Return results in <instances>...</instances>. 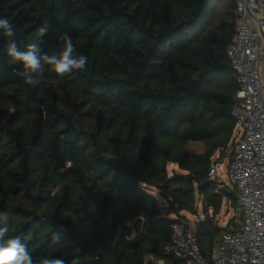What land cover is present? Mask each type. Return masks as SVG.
Returning <instances> with one entry per match:
<instances>
[{"label":"trees","instance_id":"trees-1","mask_svg":"<svg viewBox=\"0 0 264 264\" xmlns=\"http://www.w3.org/2000/svg\"><path fill=\"white\" fill-rule=\"evenodd\" d=\"M0 18L15 33L0 30V246L18 236L34 261L173 264V215L198 214L200 200L195 235L210 259L232 220L215 216L237 205L236 187L217 192L210 175L237 131L227 56L237 0H0ZM65 33L86 70L61 77L46 67L26 83L8 43L25 50L39 40L52 55ZM168 194L178 207L164 203Z\"/></svg>","mask_w":264,"mask_h":264},{"label":"built area","instance_id":"built-area-1","mask_svg":"<svg viewBox=\"0 0 264 264\" xmlns=\"http://www.w3.org/2000/svg\"><path fill=\"white\" fill-rule=\"evenodd\" d=\"M227 56L239 89L233 107L237 120L228 177L238 191L237 205L228 229L216 240L207 259L190 219L180 211L173 215L171 238L165 252L178 259L173 264H264V0H237L235 33ZM210 175L223 182L215 163ZM164 203L178 207L168 194ZM143 264H168L145 255Z\"/></svg>","mask_w":264,"mask_h":264},{"label":"clouds","instance_id":"clouds-1","mask_svg":"<svg viewBox=\"0 0 264 264\" xmlns=\"http://www.w3.org/2000/svg\"><path fill=\"white\" fill-rule=\"evenodd\" d=\"M0 30L3 34L14 36V25L8 18H0ZM48 26H41L37 32L43 37L48 32ZM59 50L57 53L49 55L42 53L39 40L30 43L25 50H21L14 41L7 45V55L12 64L22 66L23 75L26 83L35 84L38 82L34 75L39 77L43 74L46 67L63 77L65 74L72 73L74 70L84 71L88 63L86 55L77 52L73 39L67 33L60 37ZM7 227L0 228V239L7 233ZM62 236L60 233L52 234V245L60 244ZM0 264H78V259L71 260L65 257H54L46 255L34 261L27 246L21 242L20 237L10 238L5 246H0Z\"/></svg>","mask_w":264,"mask_h":264},{"label":"rangeland","instance_id":"rangeland-1","mask_svg":"<svg viewBox=\"0 0 264 264\" xmlns=\"http://www.w3.org/2000/svg\"><path fill=\"white\" fill-rule=\"evenodd\" d=\"M187 148L188 150L193 151V152H201L204 150V146L201 142H190ZM228 154L229 153L227 152L226 153L227 156L220 159V154L217 152V154L214 156L213 159L215 162H217L216 164L218 166L219 176L221 177L223 182L229 186H232L229 181V177H228V162H229ZM173 167H176V165L171 164L169 166L170 172H172ZM159 198H161V200L163 201V198L161 196H159ZM198 208H199L198 214L190 213L189 211H186V210L184 211V214L190 219L194 230H196V220L198 219V217H203L202 205H201L200 200H198ZM234 213H235L234 207H231L228 209L227 205L224 204L221 212L215 216V220H217L218 223L221 224L222 226H225L232 219V217L234 216Z\"/></svg>","mask_w":264,"mask_h":264}]
</instances>
